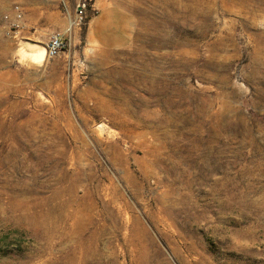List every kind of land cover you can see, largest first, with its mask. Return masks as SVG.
I'll return each instance as SVG.
<instances>
[{
    "label": "rangeland",
    "instance_id": "1",
    "mask_svg": "<svg viewBox=\"0 0 264 264\" xmlns=\"http://www.w3.org/2000/svg\"><path fill=\"white\" fill-rule=\"evenodd\" d=\"M119 1L113 54L0 0V264H264V2Z\"/></svg>",
    "mask_w": 264,
    "mask_h": 264
},
{
    "label": "crops",
    "instance_id": "2",
    "mask_svg": "<svg viewBox=\"0 0 264 264\" xmlns=\"http://www.w3.org/2000/svg\"><path fill=\"white\" fill-rule=\"evenodd\" d=\"M85 26V38L104 52L118 53L132 41L135 19L119 0H94Z\"/></svg>",
    "mask_w": 264,
    "mask_h": 264
},
{
    "label": "built area",
    "instance_id": "3",
    "mask_svg": "<svg viewBox=\"0 0 264 264\" xmlns=\"http://www.w3.org/2000/svg\"><path fill=\"white\" fill-rule=\"evenodd\" d=\"M94 0H74V16L69 20L71 25L68 31L75 28H81L87 23L89 12L93 10ZM8 19V16H5ZM22 19V12L19 7L13 8V21L18 22ZM14 25V24H13ZM67 46V42L60 35L51 38L46 47L47 57L53 58L58 56Z\"/></svg>",
    "mask_w": 264,
    "mask_h": 264
},
{
    "label": "bare ground",
    "instance_id": "4",
    "mask_svg": "<svg viewBox=\"0 0 264 264\" xmlns=\"http://www.w3.org/2000/svg\"><path fill=\"white\" fill-rule=\"evenodd\" d=\"M258 1L264 2V0H258ZM69 25H71V23H69ZM25 56L27 58L29 57L27 62H29L30 64L37 66L42 65L47 60L46 47L41 45H31V52L29 53L25 52Z\"/></svg>",
    "mask_w": 264,
    "mask_h": 264
}]
</instances>
